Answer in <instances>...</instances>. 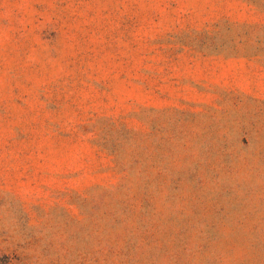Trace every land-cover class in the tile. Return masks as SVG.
<instances>
[{"label": "rangeland", "instance_id": "obj_1", "mask_svg": "<svg viewBox=\"0 0 264 264\" xmlns=\"http://www.w3.org/2000/svg\"><path fill=\"white\" fill-rule=\"evenodd\" d=\"M0 264H264V0H0Z\"/></svg>", "mask_w": 264, "mask_h": 264}]
</instances>
